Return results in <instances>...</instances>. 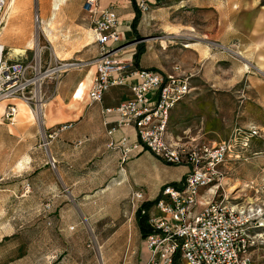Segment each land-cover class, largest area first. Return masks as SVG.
Instances as JSON below:
<instances>
[{
	"label": "rangeland",
	"instance_id": "374dc122",
	"mask_svg": "<svg viewBox=\"0 0 264 264\" xmlns=\"http://www.w3.org/2000/svg\"><path fill=\"white\" fill-rule=\"evenodd\" d=\"M53 1L21 0L19 11H10L4 22L6 26L15 18L11 40L19 46L33 42L40 49V72L51 74L40 83L44 117L34 115L33 86L29 108L16 112L12 123L0 125V264H101V258L104 264H139L143 238L135 212L143 203L132 204L130 198L138 191L147 202L156 198L158 187L152 180L159 173L154 166L157 159L142 153L121 163L117 150L108 149V154L86 150L75 155L65 143L58 150L59 163L51 165L45 142L54 124L55 104L65 107L71 84L90 68L96 55L89 26L81 20L82 0H62L50 23ZM161 34L149 40L156 44L158 38L164 40L163 54L168 56L169 40ZM88 43V51L72 55ZM35 48L26 55L32 66L36 65ZM172 70L185 72L176 65ZM216 73L220 81L215 84L194 79L190 95L172 111L167 137L186 146L226 143L218 193H225L238 207L247 209L250 204L261 210L257 216L264 224V105L237 69L233 72L224 66ZM31 74L35 76L34 71ZM60 116L62 122L69 119L64 112ZM63 124L73 126L75 122ZM249 130H256V135L251 136ZM30 146L34 165L25 171L24 155ZM256 232L250 254L254 264H264V227Z\"/></svg>",
	"mask_w": 264,
	"mask_h": 264
},
{
	"label": "built area",
	"instance_id": "2783aa9c",
	"mask_svg": "<svg viewBox=\"0 0 264 264\" xmlns=\"http://www.w3.org/2000/svg\"><path fill=\"white\" fill-rule=\"evenodd\" d=\"M7 4L8 0H0V36ZM81 11L98 53L88 101L101 103L103 95L114 87H124L129 93L117 107L103 109L102 115L114 117L109 136L130 128L135 142L127 145L124 134L117 145L110 142L109 147L120 151L121 163L145 148L162 163L187 169L181 180L162 186L153 205L141 211L151 229L143 238L148 251L144 264H254L250 248L256 243V230L264 225L257 216L261 210L238 207L225 193H218L220 168L227 159L226 143L186 146L167 137L172 111L192 91V75L178 70L167 74L134 69L122 58L127 46L113 8H101L99 0H83ZM33 71L35 76L40 73L39 66L36 71L29 60L9 59L0 43V100L18 98L28 102L34 86ZM16 112L14 104H6L2 121L12 123ZM68 128L70 124H62L50 130L45 145ZM249 131L251 136L256 135V130ZM50 160L54 166L52 156ZM130 202L144 203L142 191L133 193Z\"/></svg>",
	"mask_w": 264,
	"mask_h": 264
},
{
	"label": "crops",
	"instance_id": "0c3cea01",
	"mask_svg": "<svg viewBox=\"0 0 264 264\" xmlns=\"http://www.w3.org/2000/svg\"><path fill=\"white\" fill-rule=\"evenodd\" d=\"M10 1L8 0V3ZM61 3L62 0H60L59 6ZM21 4V0H15L12 11H19ZM99 5L101 8L112 7L117 15L120 21V31L123 32L124 43L127 45L122 58L125 61H130L134 69L156 70L172 74L173 66H179L185 73L192 75L190 86L193 90L192 83L195 78H200L201 81L211 84L218 83L220 75L216 71L218 72L221 67L230 66L233 72L237 69L240 79L249 89L256 92L258 100L264 105V68L257 65V61L258 64L264 65V0H99ZM80 12L81 20L89 26L81 11V6ZM136 12L138 13V20L135 27L132 28V21ZM55 15L51 16L50 12L52 18L50 16L48 18L50 23ZM37 17L42 28V16L39 7ZM9 18L10 16L7 15V20ZM15 21V18L12 17V20L3 27L0 43L7 51L9 59L28 60L26 55L31 51V43L33 42L19 46V42L15 43L11 40L10 33L15 27ZM157 32L163 33L161 35L169 40L170 54L168 56L163 54L166 48L164 40L158 38L159 44L149 40L150 37L156 36ZM92 43H94L93 40ZM88 45L89 43L83 44L74 50L72 55L80 54ZM12 47L23 48L27 52L23 56H11ZM138 50L141 51V54L136 59ZM82 56L86 57V54H82ZM97 56L96 49V55L91 59H96ZM134 59L137 61V67L133 66ZM89 67L71 84L70 91L64 99L67 102L66 104L63 103L65 107L61 108L58 103L55 104L56 115L53 117L54 124L50 126V130L69 121L75 122L73 126L70 125L68 130L61 132L48 144L49 152L57 163H59L58 150L65 143L76 151L73 152L75 155H81L86 150L108 154V149H111L109 147L110 142L117 145L123 139L124 134L127 138V145L135 142V134L130 128L125 129L124 132L116 130L109 136L108 131L114 125V117L113 115H102L103 109L115 108L127 99L128 90L124 87H114L103 95L101 103L86 102L88 100L87 92L95 73L94 62H91ZM234 79L235 76L232 77V80ZM80 85H83L82 93L80 97L75 98V92ZM59 100L62 101V98L59 97ZM9 101L8 103L17 102L18 105H16L19 107V109L16 107L17 113L24 107L29 108L24 101L18 98ZM4 103L5 101L0 102V125L3 122L2 115L6 106V104L3 106ZM63 112L69 119L62 122L60 115ZM43 123L46 125L49 122L43 121ZM11 125L13 124H9V126ZM9 131L12 130L9 128ZM78 142L81 144L77 145ZM117 151L120 159L121 153L119 150ZM142 153L150 154L148 151L142 150L132 158H136ZM32 155V146H30L24 155L25 171L34 165ZM150 155L155 158L152 154ZM157 162L158 165L154 166L159 173L152 180V185L158 187L156 198L162 186L178 182L187 171L184 167L166 165L159 159ZM46 163L44 162V164ZM170 169L175 170L170 171ZM141 256L142 259L139 264H144L148 259V251L143 242ZM101 264H104L102 258Z\"/></svg>",
	"mask_w": 264,
	"mask_h": 264
},
{
	"label": "bare ground",
	"instance_id": "6f19581e",
	"mask_svg": "<svg viewBox=\"0 0 264 264\" xmlns=\"http://www.w3.org/2000/svg\"><path fill=\"white\" fill-rule=\"evenodd\" d=\"M14 2H15V0H11V1L8 3V5H7L6 12H5V14H6V20H7V15L9 16L10 11H12V8H13V5H14ZM59 3H60V0H55V2H53V3L51 4V8H50V10H51V16H53V15H55V14L57 13V11H58V7H59ZM37 18H38V17H37ZM51 19H52V18H51ZM39 24H40L39 19H37V21H36V25H37V28H38V29H39ZM31 48H33V50H34V48H35V44L31 43ZM26 52H27V51H25L23 48H13V47H12L11 50H10V55H11V56H16V57H18V56H23ZM39 54H40V49H36V48H35L36 71H38V59H39ZM94 65H95V62H94ZM257 65H258V67H260V68H264V65H260V64H258V61H257ZM65 67H67V66H64V67H62V68H65ZM246 67H247V66H246ZM62 68H60V69H62ZM50 74H51V72H50L49 74H47V73H41V72H40V73H37V75L33 78V83H34V91H33V93H34V98L36 99V103H37V105H36V110H35V112L33 111L35 117H40L41 115L44 117V114H43L44 103H43V101H42V99H41V96H40V83H41L42 79L48 77V75H50ZM82 90H83V85H80V86L77 88L76 92H75V98L80 97V95H81V93H82ZM11 99H13V98H6V99H3V100H0V102H2V101H9V100H11ZM20 100H21V99H20ZM22 101H24V100H22ZM24 103H25L27 106H29V104L27 103V101H24ZM72 107H73V106H72ZM33 112L31 111L32 114H33ZM246 205H248L247 208L252 209V208H251L252 205H250V204H246ZM249 205H250V206H249ZM260 227H261V226H260ZM262 227H264V225H262Z\"/></svg>",
	"mask_w": 264,
	"mask_h": 264
},
{
	"label": "trees",
	"instance_id": "16d2710c",
	"mask_svg": "<svg viewBox=\"0 0 264 264\" xmlns=\"http://www.w3.org/2000/svg\"><path fill=\"white\" fill-rule=\"evenodd\" d=\"M138 20V13L136 12L135 17L132 21V28L135 27V24ZM141 54V51L138 50L136 53L135 58H138V55ZM133 66L137 67V61L134 59V63ZM144 151H147V149H143ZM155 201V200H154ZM154 201L152 202H145L143 203L140 208H138L135 212V222H136V226L138 228L139 234L142 238L146 237V235H148L151 232L150 227L147 224V217L145 215H143L141 213V211L144 210H148L154 203Z\"/></svg>",
	"mask_w": 264,
	"mask_h": 264
}]
</instances>
